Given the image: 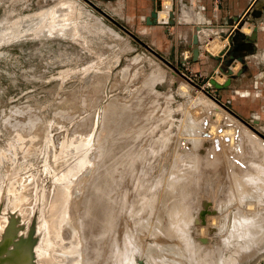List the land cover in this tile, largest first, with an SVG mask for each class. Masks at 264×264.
<instances>
[{
    "label": "rangeland",
    "instance_id": "rangeland-1",
    "mask_svg": "<svg viewBox=\"0 0 264 264\" xmlns=\"http://www.w3.org/2000/svg\"><path fill=\"white\" fill-rule=\"evenodd\" d=\"M257 2H259V5L256 8H253L247 16V18L253 19L257 22L258 25L256 26L260 31V37L257 41L258 44L256 47V51L255 53L251 55L249 54L247 56L246 63L245 61L244 63H241L238 60L233 61V63L229 67L234 74L230 85L217 90L210 81L214 80L218 84H223L228 79V76L224 71H220L218 68H216L217 66L215 67L216 69L213 68V71L207 74L193 72L191 71V69L182 71L177 68L176 65H171L170 63L165 61V59L161 55L160 42L154 41V37L156 36L158 38L161 36V34L158 33L154 35L152 33H145L146 26L139 18L140 10L119 7L123 3L121 2V0H0V221L3 218L6 219L5 226L3 227L4 230H2L0 233V244L6 241V233L9 231L10 227L13 224H16L17 210L13 212L11 211L9 206H14L18 202L17 200L19 199L18 196L21 195L20 193L23 191L27 192L28 201L33 204L34 207L36 206V208H31L30 212L25 216L20 215V217L18 218L17 229H15L13 233L15 239L21 237L25 230H30L34 225V231L36 230V233H39L41 231L43 226L41 220L37 219V211L38 209H40V205L37 206L36 197L40 195L42 191L48 192L51 188H53L55 183L67 180L66 176L64 177L65 171L72 169L70 166L77 164L81 158H85L86 164H84L85 167L83 168L84 175L87 176V180L91 179L96 169H103L106 166L107 170L108 167H111L112 169L109 168L107 171L102 170L101 172V169L99 170L101 172L99 173L103 176L108 172L111 173H109L110 177L108 174L106 178L104 176L106 180L110 178L106 187L108 188L111 186L109 188V193L118 191L121 194V191L119 190H125V188L127 191L129 190V192H126V190L124 191L125 193L122 192L123 196L127 194L126 198H123L121 194V201H116L117 205H119V207L117 206V215L120 221H118L119 219L117 220L115 218L116 223L114 222L112 224H119L118 226L122 231V235L120 234V236H118V231V233H116L118 237L116 236V240H114L115 238L113 240L111 238L112 241L110 243H113L114 245L115 243H118L116 246H121L123 240L125 239L124 236L127 233H131L133 235V233L136 232L135 236H128V234L126 236L131 238V244L132 242H135L136 244L138 242L139 244H137L138 247L134 243V245H129L128 249L126 248L128 251H130V253L132 252L131 254H133L132 259L134 258V264H146L147 262L148 256L146 255L147 258H145V255L143 254L144 252H142V248L146 249L147 246L151 247L156 242L152 236L151 240H149L150 242H147L148 240H144L154 233L152 231V227L153 230L155 229L157 232L164 231V234L162 232L158 234L154 233L155 236H153L156 237L157 234L158 238V235L159 237L162 234L166 235L165 237H160V240H162L159 241L158 244L160 243L159 245L163 247L161 243H165L166 241V246H164L163 248L168 247V250H170L171 252L172 248L170 247L173 241L171 240V242L170 239L176 237V242L182 240L179 239L181 238V233H183L182 231L186 233L184 234V236H187H185V238H192V235L199 233L198 229L200 230L199 226L201 227V224H203L206 229L208 228L207 230L209 231V235L213 234L214 231L216 232L215 235L219 234L218 236L221 237L220 238L215 235H210L211 237L213 236L212 239H215L217 237V239H215V241L213 240V242L211 237L208 235V231L206 230V235L209 236V238L207 236L204 237L207 239H211L210 242H213L212 246H215L212 248L213 250L210 253V264H220L221 257L219 256H222L223 258L225 257L224 259L222 258V261H225L226 258L229 257V253H231V251L234 249L235 245L233 244H236L237 240L235 238H232L233 240L229 242L230 244L228 243L229 245H227L228 248L227 246H220L221 248H219L218 246L220 243L218 241L224 239L222 238L223 235L221 236L220 232L218 233L219 230L215 225L214 226L217 230L214 229L213 225L212 229L210 223H208L207 221L210 222V217H212L213 215H217L216 217H219V213L220 218L223 213V215L225 216V210L227 213L226 216H228L227 219H225V222H228L232 218L233 214L229 213V211H232L233 213L238 215L240 214V188L244 185L245 181L240 182L236 178H231V176H229L230 179L229 182H226V188L224 190L223 196H229L230 200L226 201L225 198L223 199V196H221L223 201L217 200L218 208L220 209L219 205L221 206L220 210H214L217 208V203L214 202L211 204V199V201H209V199L207 198L202 201H199L198 199L197 201V197L194 192H198L196 190V187L201 184V180H199V176H197V163L194 162L195 159L193 153L195 154V156L199 155L200 157L207 155L205 154L204 150L206 149V146L209 147L208 145H210V136L208 134L209 126L216 124L217 130H220L222 127L223 130H226L224 129L226 128V124L231 125V122H227V116L230 118V121L232 120V124L237 125V127H243L239 128L243 131H246V134L251 137H247L248 139L256 138V140L258 141L256 142L258 144H255V146L257 147L255 148L258 151H260V149H264L262 147V145H264V0H257ZM126 3L127 2H125V4ZM50 14H53V17L51 19ZM132 17L134 19H132ZM253 28L254 25L248 22L246 19L242 22L241 29L248 35L252 33ZM218 41L220 42L219 44H216L215 42H208L206 49H208L212 53H219L228 43H226L227 41L225 40L221 41L220 39H218ZM242 50H244L243 47L241 50H235V54L233 53L234 57L243 58V54H236L238 51ZM227 55L224 56L222 60L226 59ZM207 57L213 62L216 61L212 56L211 58L209 56ZM218 65L223 66L224 62L220 60V64ZM242 68L244 69L243 73L241 74V76H237L236 73ZM182 74L187 78H185ZM112 107H114L115 109L113 110ZM110 108L113 110V112H111L112 110ZM126 110L127 112H125ZM128 110L130 112H128ZM110 113L117 116L121 121L118 120V122L116 123L115 121H117V119L115 120V116L111 115ZM125 113H131V115L128 114L129 118H127L128 115H126ZM121 114L124 115V118L126 117L125 121ZM119 115L121 117H119ZM206 115H209L208 117H211L212 119H207V117H205ZM106 116L110 117L108 119H112V123H109L110 127L113 128L111 124L115 123L118 124L116 126L113 124L115 128L117 127V129L121 127L119 125L120 123L123 122L122 124H124L126 123V120L130 118L134 119L136 126H133L132 129L136 130V132L134 135L133 130H129L131 133H128L127 137L125 136L126 140L123 142L126 143V141H129V143H126L127 146L126 144L122 143L124 144V146L120 144L121 146L119 145V147L110 150V142H112V140H110L109 137H113L114 135L115 138L116 131H114L115 134L113 135L112 133H109L108 137L105 135L107 137H103V141L105 142V144L102 140L101 141L105 146L106 143L107 145H109L106 148L109 151L103 150L108 151L106 153L104 152V156L100 155V141L98 140V142L97 139L98 136L100 137L102 134V131L100 130H103V128H101V126L103 127L105 124V122L103 121V123L102 120L107 119ZM222 118L224 119V121H222ZM203 119L205 121H203ZM206 119L209 121H207ZM200 121L202 123H200ZM222 122L225 124H223ZM192 124L195 126H193ZM221 124H223V126ZM199 125L201 126V128L199 127ZM229 125H227V128ZM136 127L138 128V130L136 129ZM190 127L193 129V131ZM197 127H199V131L202 130L200 131L201 133L197 130ZM115 128L111 129V132ZM223 130L217 131L218 134H220ZM185 131L187 132L185 133ZM189 131H191L190 133L194 132L195 137L197 136L196 138L199 137V133L202 135L203 132V138H201V135L199 137L201 141L206 138L205 141H203L202 146L198 147L199 152L193 144L190 145V142L192 143L193 140L191 138L194 137V135L191 136V134H189L190 137H188ZM195 132L196 134H198L196 135ZM129 134L132 136H130ZM131 137H133V139ZM107 140H110L109 144L108 142H106ZM132 143L134 144V148H132L131 146V150H135V153L137 152L136 150H139L141 152V157L149 155V157H145L147 159L149 158L151 162H145L148 160H146V158H142V163L140 161L139 163L138 160H140L139 158L141 157H137V155L140 152L136 153L135 157H133L134 151H131L133 153H131V157L128 151L130 150L129 146L132 145ZM177 143L179 145H177ZM184 143L187 145L183 146ZM77 144L80 145L78 151L74 149ZM191 146L193 149L190 148ZM121 147L124 153L126 152L125 154H123V157H126V154H129L131 157L129 158V156H127L129 160L127 159L128 161H125V163H123L124 161H120L121 163L118 161L120 160V155L122 156V154L119 153L123 152L122 149H120ZM184 147L188 148L186 149L187 151ZM67 148L70 149V153L66 155V157H64V150ZM127 148H129V150L125 151L124 149ZM180 148L184 149L181 150ZM195 148L196 150H194ZM175 149L178 150L176 151ZM113 150L120 152H116L115 154ZM188 151H190L189 154L187 153ZM240 151L241 150H239L238 152ZM111 152L114 154V157ZM184 152L185 155H182L184 154ZM144 153L145 155H143ZM177 153H179L180 156H177ZM259 153L260 155L264 154L262 152H257V154ZM58 154L59 157L61 156V159H65V167L54 165L56 164L55 159L57 158ZM118 154L119 157H115ZM188 156L189 158H187ZM191 156L193 158H191ZM113 158L117 159L114 160ZM134 158L137 160L134 161ZM253 159L254 164L258 166L255 169L258 175L255 176L256 178L251 187L254 190L258 188V194L263 197L264 186L259 179H262L263 177L262 170L264 169V158L255 156V158L253 157ZM116 160L118 163L116 162ZM123 160L126 159L124 158ZM132 160L136 162V164H140L141 166L133 164L134 162H132ZM203 160L204 159H202V161ZM202 161H199L198 164L206 163L205 160L203 162ZM251 161L252 160H250V162ZM143 162H145L147 165L150 164L151 168L144 165L145 163ZM99 164L100 166L98 167ZM110 164H118L117 166H122L123 169L126 168V170L120 168L125 172L127 171V174L124 173L126 174L125 177H127V175H129L130 177V171H132L134 165L135 167L138 166L137 172H142L141 174L143 175L145 174V172H149V170L151 171L149 172V174L148 172L145 174L147 179L144 178V181L143 177L145 176H142L141 174L135 172L137 168L134 167L132 171V175L134 172L133 177L131 175V180L133 181L131 182L129 177L127 179H129L130 181L124 179L125 177H123V172H118L119 169L118 167H115L116 165L110 166ZM119 164H121V166ZM124 164H133V166H129V168L132 169L127 170L128 165L125 166ZM233 164L238 163L233 160ZM142 167L143 169H145L143 170ZM147 167L150 169H148ZM114 169L117 177L113 175ZM103 171L105 173H103ZM100 174L98 176L103 178ZM137 174L140 181L143 180V183L140 182L138 178H136V180H138L139 182L133 179L137 177ZM120 175L125 181L121 179ZM118 178L120 179V181H118ZM22 179H27L26 183H28V185H25L26 187L23 188L26 190L20 189L21 187L19 186V181ZM122 181L123 183H121ZM126 181L130 186H128V188L126 186ZM221 181L225 180L221 179ZM115 182H117L118 187H116ZM118 182H120L123 186L124 183H126V187L121 186V184L119 185ZM129 182L131 184H129ZM133 182H137V184H140L139 186L141 187H134L132 184H134L135 186L137 184ZM12 183L13 185H11ZM112 183L115 185H113ZM144 184H147L145 185V187L151 186V192L149 191L150 188H144L148 189V199L146 196L147 192H145L146 190H144L142 187L144 186ZM84 185L85 184H83L82 186ZM114 186L119 190H116ZM120 186L122 187V189L120 188ZM138 188H142L143 191L140 189V193L138 191ZM109 189H106V191ZM132 189H134V192L137 194V197L135 198L138 199L139 204L145 200V205L142 203L144 206H140L142 204L138 205V203H136V199L133 198L136 194H134ZM166 190L172 194L171 196L169 195V199L165 198L169 194L168 192H166L167 194L165 193ZM144 192L146 193L145 195ZM129 194H131L132 197ZM141 194H143V196ZM138 195L139 197H141V199H143V201L141 200L142 202L139 200L140 198H138ZM17 197L18 199H16ZM143 197H145L147 201L149 200V203L152 202V207L148 205L146 199ZM110 198L108 197V200H106L110 201V203H106V201H104L105 206H107L106 208H108V210H104V204H101V206H99L100 208L104 206L103 210L105 212L107 211L106 214L101 210L102 214L104 213L103 215H101L100 209H98L99 211L96 210L100 214H98L97 212L94 213L95 215L97 214V216H95L96 218L93 216L94 219L98 221H96L97 224H95L94 219H91L93 217H91L90 220L94 222L90 221L87 217L84 218L85 220L87 218L88 221L87 223H84L85 225L82 228L85 230L86 226V228L88 229L86 230V232L88 234L90 232L91 233L89 234L90 236L87 233L85 236V231L82 232V234L83 236H85L83 238H86L85 241L88 240L87 243L89 242L88 249L91 255L89 254L90 256L88 255L87 257L90 258L89 260L95 262L94 264H98V254L96 251L97 248H99L98 246H101V244L103 243V241H101L103 239L99 237V239L101 240H99L100 242L95 241L96 243L93 242L95 239H92L93 241L91 242L89 241V239L92 234L95 235V232H97L95 228H97V226H101L100 224L103 220L100 219V216H102L103 219L105 218L103 223L105 222V220L109 219L106 217H109L108 212H110L111 208L106 204L114 205V203H111V201L114 202V197L111 199ZM165 199L168 201L170 199L171 200L170 202L166 203ZM224 200L226 201V203H231L228 204L231 205V207L228 206L230 207L228 208L229 211L226 209L227 204H224ZM122 201L128 204L129 202L133 201V206L134 204L135 206L133 208L132 203H130L131 205H129L132 207L131 208L128 204H123ZM194 201H196L195 204ZM14 202L15 204L13 205ZM43 202L40 204L43 205ZM222 202L224 206L221 205ZM81 203H83V195L81 197H78L75 206H73L72 210L75 212L74 215H77L78 213H81V211H83ZM165 203L167 204V207H172L171 209H174L170 210L166 207V209L170 211H168L170 213V216L174 215L176 212L180 213L179 215H176L177 217H174L178 220L179 223L185 217L181 222L184 224L181 227L184 230L180 228L181 230H175V233H172L170 231L169 233L168 231L165 233L166 230H158L155 228V223L158 224V220L157 218H155L156 213L158 212V209H161L159 210V212L162 210L166 211V209H164V207L166 206L164 205ZM196 204H201L200 207L203 210H201L200 208L198 210V206H194ZM122 205H124L125 207ZM137 205L140 207H137V209H142L143 212L147 211L145 210L147 209L146 207H149V210L147 211V213L141 212V216L140 213H136L137 210H135V207ZM206 205L208 207H212L211 205H213V207L215 206L216 208L212 207L210 208V210L208 207H206ZM127 206H129L131 209H129V207ZM175 206L178 209L175 208ZM150 207L152 208V210ZM203 207H205L206 210ZM121 208L124 210L127 209L129 211L133 209V211L132 213H130L131 211H124ZM222 208H225V210ZM196 209L199 212L202 211V214L201 212L199 213L197 211L196 216L195 214L193 216L192 212L196 213ZM119 210L120 213H118ZM155 210L157 211L156 213ZM121 211L124 213V215L123 213H121ZM149 211H152V214H149ZM213 211H216V214L213 213ZM128 212L131 215H133L135 212L136 216L139 215L141 218L145 214V218H142L143 220L141 218H138L139 216L137 217L138 221L139 219L140 221H142L140 223L138 222V224L143 223V225L141 224L139 228L142 230L135 228V225H137V219H133V225V221L130 218L133 216V218H136V216L135 214L133 216L129 215V217L131 216L129 218L126 215L129 214ZM168 212L166 213V219L168 220H165L166 222H164L163 216H157L160 220V225H168L167 222H169L171 219L175 221L172 216L170 217V220L168 219ZM171 212L173 214H171ZM88 213L89 212H87V214ZM184 213L186 215H192L191 218H195H192L191 220L189 215L186 216ZM120 214H122L123 217L125 216L129 218V221L131 220L132 222H130L132 224L130 225V222L127 221V218H121L122 215ZM200 214L202 215L201 217ZM206 214L208 217L206 216ZM147 215H149L150 217H148ZM209 215L212 216L209 217ZM178 216H180V218H178ZM205 216L207 217L206 221L204 219ZM229 216H231V218ZM55 218V216H52L50 217V220H53ZM146 218H150V221L148 220L147 223L149 224V226L147 225L149 229H143V226L147 228L145 224L147 222ZM201 218H203L204 220ZM224 218L225 217H223L222 220L223 224H225ZM186 219L188 223L189 221L190 223H192L191 221H193V219L194 221L195 219H197L198 221L196 220V222L193 223H197L199 226L197 224H194L196 226H193V224H191V228L193 227V229H191L190 231V223L187 225ZM46 220H49V218H46ZM123 220L126 222H123ZM117 221L119 223H117ZM90 222L94 226H91V224H89ZM123 223L125 224L123 225ZM152 223L153 226H151ZM207 224L209 225L207 226ZM132 225L134 227H131ZM186 225L187 227H189L187 228ZM203 225L202 227H204ZM87 226H91V229H89ZM118 226L114 227L119 229ZM125 226L126 228H135L136 230L132 229V233L131 229L127 230ZM92 227L93 229H95L94 232ZM123 229L126 230V233ZM185 229H189V231H185ZM143 230L145 233L143 232ZM137 232H142L140 234L141 236L144 233L143 235L146 238H144L143 236L142 238L140 235H138ZM187 232L191 233L188 234ZM187 234L189 235V237ZM147 235L149 236L147 237ZM167 235L171 238H168ZM197 236V240H195L196 238L194 237L193 241H191V238L189 239V241H197L198 244L200 242V244L202 243L201 245L203 246H206V244L208 245L207 242H209V240L205 241L206 239L202 235L200 236L203 237V240L200 236ZM119 237L120 241L118 240ZM139 237H141V239ZM121 238L124 239L122 240ZM135 238L136 240H139L135 241ZM219 238L220 240H218ZM133 239L134 241H132ZM187 239H185V241ZM140 240L142 241V243H139ZM175 240L173 243L176 244ZM185 241L182 240V244H185L186 247V243H188L189 241L187 240L186 243ZM216 241L218 242V245L216 244ZM92 242L93 246L91 247L90 245H92ZM167 242H169V246ZM110 243L108 245V248L116 247ZM143 243L144 246L142 247ZM29 244V240H25L21 243L24 249H29ZM175 244H173V252L179 251V249L182 247L181 241L177 242L176 245ZM94 246L97 248H94ZM133 246H136V248H134ZM154 246L155 247H153V249L157 248V243ZM161 246L157 249L156 252L153 250L154 252L152 251L153 253H151V256L154 257L153 264H156L158 262V264H161L162 262L163 264L172 263L169 260H172L171 255L173 252H169V254L167 252V249L161 250ZM226 248L227 250H225ZM112 250L115 251V248ZM140 250L141 254L139 252ZM158 250H161L162 252H159ZM165 251L170 255L169 257L168 255H166ZM77 252L78 251H76L75 253ZM94 253L97 255H95ZM158 253L161 255H158ZM162 253H164V255ZM224 253H227V256ZM104 255L105 257L109 256L107 255L106 251ZM213 255L214 257L216 255V258H214V260L218 259L219 257L218 261H214L215 263H213ZM155 256L158 259L160 256V259L158 260L156 258L155 260ZM95 257H97L96 260ZM163 257H165L167 260L165 258L161 260V258ZM185 257H187V259H184ZM185 257H182V262H190L193 257L196 258L193 253H189ZM188 257L191 260H189ZM165 261H168L169 263H166ZM187 262H184V264H187ZM191 262L194 264L195 260L193 259ZM191 262L189 264H191ZM235 264H264V248L260 252L254 254L248 260H240Z\"/></svg>",
    "mask_w": 264,
    "mask_h": 264
},
{
    "label": "bare ground",
    "instance_id": "bare-ground-1",
    "mask_svg": "<svg viewBox=\"0 0 264 264\" xmlns=\"http://www.w3.org/2000/svg\"><path fill=\"white\" fill-rule=\"evenodd\" d=\"M165 1V0H164ZM165 4V3H164ZM165 7V6H164ZM170 7V6H169ZM162 13H163V11H162ZM166 13V12H165ZM164 13V14H165ZM158 14H160V13H158ZM163 14V15H164ZM165 16V15H164ZM53 17V14H50V19ZM160 17V16H159ZM161 18V17H160ZM164 20V19H163ZM51 21V20H50ZM50 24V23H49ZM219 43V42H218ZM210 44V43H209ZM216 44H217V42H216ZM211 45V44H210ZM212 46V45H211ZM220 46V45H219ZM218 46V47H219ZM209 47V46H208ZM214 47H215V45H214ZM214 47H212V48H214ZM185 88V87H184ZM113 108V110L115 109L114 107H112ZM216 108V107H215ZM111 109V108H110ZM119 109V108H118ZM117 109V110H118ZM112 110V109H111ZM113 110L111 111V112H113ZM108 111H110V110H108ZM125 112H127V110L125 111ZM128 112H130L129 110H128ZM214 112V111H213ZM205 113V112H204ZM108 114H109V112H108ZM111 114V113H110ZM123 114V113H122ZM121 114V115H122ZM126 114V113H125ZM129 115H131V113H128ZM128 114H126V115H128ZM219 114V113H218ZM222 114H223V112H222ZM111 115H113V114H111ZM125 115V116H126ZM129 115H128V117L127 118H129ZM220 115H221V113H220ZM113 116H115V115H113ZM209 115H206L205 117H207V119H209V118H211V117H208ZM211 116V115H210ZM213 116V115H212ZM116 117V118H115ZM114 117V119L116 120L117 119V121H115L116 123L118 122V120H120L117 116H115ZM119 117H121L120 115H119ZM122 117L124 118V115H122ZM131 117V116H130ZM133 117V116H132ZM215 117V116H214ZM219 117V116H218ZM226 117V116H225ZM105 118V117H104ZM106 118L107 119H103L102 120V122L104 121L105 122V124H104V126L102 127L101 126V128H103V130H100V131H102L101 133V139H100V137L98 136V139H97V141L99 140L100 141V146H99V149H100V155H104V152L106 153V152H108L110 149H113V148H117V147H119V145L120 144H122V143H124L123 141H125L126 139V137L128 136V133H131L129 130H133V132H134V135H135V132H136V130H134V129H132L133 128V126H136L135 124V121H134V119H128V120H126V123H124V124H122V123H120L119 125L121 126V127H119L118 129H117V127L115 128V126L116 125H118V124H115V123H113V124H111L112 125V127L113 128H115L112 132H111V129H113V128H111L110 127V125H109V123L112 121V119L110 120V119H108V118H110V117H107L106 116ZM126 118V117H125ZM125 118H124V121H125ZM122 119V118H121ZM136 119V118H135ZM151 119V118H150ZM206 119V120H207ZM212 119V118H211ZM210 119V120H211ZM221 119V118H220ZM223 119V118H222ZM227 122L229 121V123L231 122V125H229V124H226V128H224V129H226V130H223V127L220 129V128H218V129H220V130H223L220 134H218V132L217 131H220V130H217V126H216V124H214V125H210L209 126V128H208V134H209V144L211 145H208L207 143V145L209 146V147H207L206 145V149L204 150V152H205V154H207V155H204V156H195V154L193 153V155H194V162H196L197 163V169H198V175L197 176H199V180H201V184H199L198 185V187H196V190L198 191V192H194L195 193V195H196V197H197V201H198V199H199V201H202V200H205L206 198L207 199H209V201H211L212 200V202H211V204L212 203H214V202H216L217 203V208L214 206L213 207V205H211L213 208H216V209H214V210H216L217 211V209H219L218 208V202H217V200L219 201H223L222 200V198L224 199L225 198V200L227 201V200H230V197L229 196H223V194H224V190H225V188H226V182H229V176H231V178L232 177H234V178H236L237 180H239L240 182L241 181H245V183H244V185L240 188V190H241V196H240V201H241V207H240V214L238 215V214H235V213H233L232 211H229L228 210V208H230L231 207V205H228V204H231L230 202H227L226 203V201L224 202V204L226 203L227 204V210L229 211V213H232L233 215H232V218H231V216H229L230 218H231V220H229L228 222H230V223H228V222H225V219H227V217L228 216H226L227 215V213H226V210H225V208H222V209H224L225 210V216L222 214V212H221V214H222V216H221V218H220V213L218 214V212H217V214L219 215V217H216L217 215H213V216H215V217H213L212 215H209V217L210 216H212V217H210V218H208V219H210V222L209 221H207L208 223H210V226H211V228H212V225L214 226H216L217 227V229L219 230L218 231V233L220 232V235L222 236L223 235V237L222 238H224V239H222L221 241H218L220 244H219V248H221L220 246H224V247H226L227 245H229L230 243V241H232L233 239L232 238H235L237 241V243L236 244H233V245H235V247H234V249L231 251V253H229V257L228 258H226V260L225 261H222V256H219V257H221L220 258V264H235L237 261H244V259L246 260H248L250 257H252L254 254H256L257 252H260L263 248H264V192H263V197L262 196H260L259 194H258V188L257 189H252V184H253V182H254V180H255V176H257L258 175V173L255 171V169L258 167L256 164H254V159H253V157L255 158V156L256 157H263L264 158V154L263 155H260V153L259 154H257V152H262V153H264L263 151H264V149H260V151H258L256 148V146H255V144L258 142L257 140H256V138H254V139H250L251 137L250 136H248L247 134H246V131H243V130H241L239 127H241V126H239V127H237V125H234V124H232V120L230 121V118L227 116ZM106 120H107V122H106ZM226 120V119H225ZM121 121V120H120ZM137 121V120H136ZM198 121V120H197ZM203 121H205L204 119H203ZM207 121H209V120H207ZM218 121V120H217ZM222 121H224V119L222 120ZM103 122V123H104ZM114 122V121H113ZM226 122V121H225ZM226 122V123H227ZM102 123V124H103ZM112 123V122H111ZM197 123V122H196ZM200 123H202L201 121H200ZM223 123V122H222ZM223 124H225V123H223ZM223 124H221L222 126H223ZM236 124V123H235ZM193 125V124H192ZM198 125V124H197ZM202 125V124H201ZM227 125H229L228 126V128H227ZM234 125V126H233ZM191 126V125H190ZM193 126H195V125H193ZM203 126V125H202ZM219 126H220V124H219ZM225 126V125H224ZM199 127L201 128V126L199 125ZM199 127H197V130L199 131ZM237 127V128H236ZM186 128V127H185ZM191 128V127H190ZM241 128H243V127H241ZM136 129L138 130V128L136 127ZM192 129V128H191ZM195 130H196V128H195ZM100 131H99V133H100ZM114 131H116V134H115V132ZM192 131H193V129H192ZM200 131H202V130H200ZM199 131V132H200ZM187 131H185V133H186ZM191 131H189V133H188V137H190L189 136V134H191V136L192 135H194V132L193 133H190ZM109 133H112V135L113 134H115L116 135V137L114 138V135H113V137H109L110 138V140H112V142H110V140L108 141H106V142H108V144H109V142H110V147L111 148H109V150L108 149H106L107 148V146H109V145H107V143H106V146L104 145L105 144V142L103 141V137L105 138L106 136L108 137L109 136ZM138 133V132H137ZM166 133H168V132H166ZM201 133V132H200ZM198 134L199 135V137H200V135L201 134ZM127 134V135H126ZM139 134V133H138ZM195 134H196V132H195ZM196 134V135H197ZM249 134V133H248ZM106 135V136H105ZM130 135V134H129ZM132 135H133V133H132ZM132 135H130V136H132ZM134 135H133V137H134ZM137 135V134H136ZM202 135H203V132H202ZM202 135H201V138H203L202 137ZM250 135V134H249ZM111 136V135H110ZM126 136V137H125ZM166 136V135H165ZM184 136V135H183ZM106 137V138H107ZM133 137H131L132 139H133ZM137 137V136H136ZM135 137V138H136ZM194 137H195V135H194ZM194 137H192L191 139H193L192 140V143L190 142V145L191 144H193L196 148H197V150H198V152H199V149H198V147L199 146H202V144H203V141H205V139L206 138H204V140L203 141H201L200 139H199V137L198 138H194ZM247 137H250L249 139L247 138ZM108 138V139H109ZM113 138V139H112ZM129 138V137H128ZM127 138V139H128ZM130 138V139H131ZM191 139H190V141H191ZM104 142V144H102L103 142ZM129 140V139H128ZM188 140V139H187ZM98 141V142H99ZM207 141V140H206ZM257 141V142H256ZM129 143V141H126V143ZM130 142H131V140H130ZM133 142V141H132ZM260 142V141H259ZM126 143H124V144H126ZM134 143V142H133ZM132 143V145H130L129 146V148L132 146V148H134L133 147V144ZM179 143V142H178ZM177 143V145H179ZM181 143V142H180ZM183 143V142H182ZM187 143V142H186ZM205 143V142H204ZM124 144H122L123 146H124ZM258 144V143H257ZM256 144V145H257ZM105 146V148H104V146ZM129 145V144H128ZM185 145H187V144H185L184 143V145L183 146H185ZM192 145V146H193ZM261 145V144H260ZM121 146V145H120ZM122 146V147H123ZM126 146H127V144H126ZM182 146V147H183ZM192 146L190 147V148H192ZM79 147H80V145L79 144H77L75 147H74V149L76 150V151H78L79 150ZM122 147L120 148V149H122ZM256 147V148H255ZM259 147V146H258ZM262 147L264 148V145H262ZM104 148V149H103ZM126 148V147H125ZM129 148H127V149H124L125 151H127V150H129ZM136 148V147H135ZM138 148V147H137ZM185 148V150L186 149H188V148H186V147H184ZM183 148V149H184ZM196 148L194 149V150H196ZM119 149V148H118ZM181 150H183L182 148H180ZM193 149V148H192ZM103 150H108V151H103ZM114 150H116V149H114ZM113 150V151H114ZM152 150V149H151ZM157 150V149H156ZM156 150H154V151H156ZM159 150V149H158ZM176 151L178 150V149H175ZM193 150V151H194ZM239 150H241L240 152H238ZM122 151H123V149H122ZM121 151V152H122ZM131 151H134V154L131 152ZM137 152L136 153H138V152H140L139 150H136ZM153 151V150H152ZM187 151V150H186ZM185 151V152H186ZM102 152H103V154H102ZM115 152V154H116V152H118V151H114ZM120 152V151H119ZM118 152V153H119ZM167 152V151H166ZM175 152V151H174ZM185 152H184V154H182V155H185ZM203 152V153H204ZM70 153V149L69 148H67V149H65L64 150V157H66V155H68ZM112 153V152H111ZM126 153V152H125ZM124 153V151L122 152V153H119V154H122V156L120 155V160H118L119 162L121 161V162H123V163H125V161H128L129 159L127 158V156H129V158H131L132 157V154H133V157H135V150H131V148H130V150L128 151V153L131 155V157H130V155L129 154H126L127 156L125 157H123V154H125ZM132 153V154H131ZM146 153V152H145ZM145 153L143 154V155H145ZM150 153H152V152H150ZM149 153V154H150ZM154 153V152H153ZM169 153V152H168ZM188 154L190 153V151H188L187 152ZM186 153V154H187ZM60 154V153H59ZM59 154H58V156H57V158L55 159V161H56V164H54V165H56V166H66V164H64V160L65 159H61V156L59 157ZM109 154V153H108ZM113 154V153H112ZM119 154L118 155H116L115 157H119ZM140 154V155H139ZM178 155L177 156H180L179 155V153H177ZM187 154V155H188ZM191 154H192V152H191ZM147 155H148V153H147ZM175 155V154H174ZM196 155H197V153H196ZM105 156V155H104ZM138 156H140L141 157V152L140 153H138V155H137V157ZM146 156V155H145ZM143 156V157H141V158H139L140 160H138V162L140 161L141 162V159L143 158H146V157H149V155L148 156ZM152 156H153V154H152ZM208 156V157H207ZM103 157V156H102ZM113 157H114V154H113ZM136 157V158H137ZM202 157H205V158H202ZM125 158L126 160H123V159ZM152 158V157H151ZM187 158H189V156L187 157ZM191 158H193L192 156H191ZM114 159V158H113ZM115 159H117V158H115ZM114 159V160H115ZM128 159V160H127ZM133 159V158H132ZM138 159V158H137ZM137 159H135L134 158V161L135 160H137ZM202 159H204L205 161H206V163L204 164H198V162L199 161H202ZM131 160V159H130ZM146 160H148V161H145V162H151V160L148 158H146ZM150 160V161H149ZM191 160H193V159H191ZM203 160V161H204ZM233 160L234 161H236L238 164H233ZM250 160H252L251 162H250ZM133 160H132V162H134ZM189 161H190V159H189ZM202 161V162H203ZM247 161V162H246ZM116 162H117V160H116ZM115 162V163H116ZM120 162V163H121ZM139 162V163H140ZM145 162H143V163H145ZM193 162V161H192ZM193 162V163H194ZM243 162V163H242ZM118 163V162H117ZM122 163V164H123ZM142 163V162H141ZM84 164H86V161H85V158H81L79 161H78V163L77 164H74L73 166H70L72 169H69V170H67V171H65V175H64V177L66 176V178H67V180H65V181H63V182H59V183H55L54 184V186H53V188H51L48 192H46V191H42L41 193H40V195H38L36 198H37V206L38 205H40V209H38V211H37V219L38 220H41V223H42V229H41V231L39 232V233H36V230L34 231V229H35V225L34 226H32V228L30 229V230H25V232H23V234L21 235V237H18L17 239H15V237H14V235H13V233H14V231H15V229H17V225H18V218L20 217V215H23V216H25L27 213H29L30 212V210H31V208H33V209H35L36 208V206L34 207V205L33 204H31L29 201H28V194H27V192H24L23 190H26V189H23V188H25L27 185H28V183H26L27 182V179H22V180H20L19 181V186L21 187L20 189H23L22 191L23 192H21L20 194V196H18L19 197V199H18V197L16 198V199H18L17 201H15V202H17L16 204H15V202L13 203V205L14 206H9L10 207V209H11V211H16L17 210V215H16V224H13L11 227H10V229H9V231L6 233V235H5V238H6V241L5 242H3V243H1L0 244V264H94L95 262H93L92 260H89L90 258H88L87 256L90 254L91 255V253H89V249H88V247H89V242L87 243V241L88 240H86L85 241V239L83 238V237H85L86 236V230H88L87 228H86V226H85V230L82 228V227H84V223L86 222L87 223V221H88V219L87 218H89V220H90V218L91 217H95V216H97V214L95 215L94 213H98V214H100L101 213V215H103L104 213L106 214V212L104 211L105 209H107L108 210V208H106L107 206H105V202L104 201H106V200H108V197L110 198L111 196V198H113L114 197V202H112L111 201V203H114V205L113 204H106V205H109V207L111 208H109L110 209V212H108L107 214L109 215V217H106V218H109L108 220H105V222L103 223V221H104V219L102 218V216H100V219L101 220H103L102 221V223L100 224V223H98V224H100L101 226L100 227H98L97 225V228H95L96 229V231L97 232H95V235L94 234H92L91 235V237H90V239H89V241L91 242V241H93L92 239H95L93 242H95V241H99V240H101V239H103V240H101V241H103V243L101 244V246H98L99 248H97V247H95L94 246V248H97V254H98V258L97 257H95V260H96V258L98 259L97 261H98V264H120V263H122V264H134L133 263V259H132V257H133V254H131L130 253V251H128L127 249H128V247H129V245H134V243L132 242V244H131V238H129V237H126L127 236V234H128V236H130V235H132L131 233H127L124 237H125V239L123 240L122 238V240H123V242H122V245L120 246H116L117 244L115 243V245L113 244V243H110L114 238V240H116V238L118 237V236H120V234H121V229H120V227L118 226L119 224H114V225H112L114 222H115V220L117 219H119V217H118V215H117V206L119 207V205H117V202H118V200L119 201H121V199H120V197H122L123 196V193L122 192H124L125 190H126V188H125V190H123L122 189V187L121 186H123L121 183H123V181L120 183V182H118L119 183V185L121 184V186H120V188L123 190H119L118 188H116V187H118V184H117V182H115V184H116V190L118 189L119 191H121V194H122V196H121V194H120V192H118V191H114V192H112V193H109L110 192V187H108V188H106L107 187V183H108V181H109V179H105L106 178V176H107V174L109 175V177H110V172H108L106 175H104L105 176V178H104V176L103 175H101L100 173L102 172V170H104V171H107L109 168H111V167H108V169L106 170V166L103 168V169H99V170H97L96 169V171L94 172V174H93V176L91 177V179L89 180H87V176H85L84 175V168L83 167H85L84 166ZM133 164H136V162H134ZM133 164L131 165H128V164H124L125 166L126 165H128V167H127V170L129 169V170H131L132 168H129V166L131 167V166H133ZM195 164V163H194ZM67 165H69V164H67ZM102 165V164H101ZM105 165V164H104ZM112 165H114V164H112ZM111 164H110V166H112ZM116 165V164H115ZM114 165V166H115ZM118 165V164H117ZM115 166V167H118V169H119V171L118 172H120V171H122L123 172V177H125V175L127 174L125 171H123V170H126V168L125 169H123L122 168V166H121V164H119L121 167H119V166ZM136 165H139V166H141L140 164H136ZM144 165H146V166H149L150 168H151V166H150V164H144ZM100 166V164L98 165V167ZM113 166V167H114ZM142 166H143V164H142ZM90 167V166H89ZM95 167H96V164H95ZM102 167V166H101ZM114 167V168H115ZM134 167H135V165H134ZM134 167H133V169H134ZM123 169V170H121V169ZM135 168H137L136 170H135V172H137V170H138V166L137 167H135ZM148 168V167H147ZM146 168V169H147ZM150 168H148V169H150ZM112 169V168H111ZM117 169V168H116ZM133 169H132V171H133ZM141 169V168H140ZM142 169H143V167H142ZM145 169V168H144ZM143 169V170H144ZM147 169V170H148ZM63 171V170H62ZM97 171H98V173H97ZM103 171V173H105ZM132 171H130L131 172V175H132ZM140 171V170H139ZM146 171V170H145ZM151 170H149V172H150ZM100 172V173H99ZM117 172V171H116ZM148 172V171H147ZM147 172H145V174L147 173ZM149 172H148V174H149ZM102 173V174H103ZM110 173V174H109ZM124 173H126V174H124ZM129 173V172H128ZM137 173H139V172H137ZM142 172H140L139 174H141ZM62 174H63V172H62ZM101 175L103 178H101L100 176H98V175ZM120 174V173H119ZM130 174V173H129ZM143 175V174H141L142 176H145V177H143V180L145 181V179H147L146 178V175ZM113 175L114 176H116L117 177V174H115V169H114V171H113ZM112 175V176H113ZM131 175H130V177H129V175H127V177H125L124 179H127L128 177H129V179L131 180L132 179V177H133V175H134V172H133V175H132V177H131ZM135 175H136V173H135ZM262 175H263V177H262V179H259L260 180V182L261 183H263V186H264V169L262 170ZM141 176V177H142ZM120 177H121V175H120ZM119 177V178H120ZM135 177V176H134ZM221 177H224V178H221ZM98 178H100V179H98ZM115 178V177H114ZM118 178V179H119ZM136 178H138V174H137V177H135V178H133V179H135L136 180ZM145 178V179H144ZM121 179H122V177H121ZM124 179H122V180H124ZM129 179H127V181H130ZM221 179H223V180H225V181H221ZM246 179H249V180H246ZM112 180V179H111ZM115 180H117V179H115ZM134 180V181H135ZM138 180L140 181V179L138 178ZM138 180H136L137 182H139ZM142 180V179H141ZM142 180V181H143ZM228 180V181H227ZM118 181H120V179L118 180ZM125 181V180H124ZM126 181V182H127ZM133 180H131V182H132ZM142 181H140V182H142ZM147 181V180H146ZM112 182V181H111ZM137 182H133V183H136L137 184ZM148 182V181H147ZM143 183V182H142ZM146 183V182H145ZM83 184H85L84 186H82ZM113 184V183H112ZM115 184H113V185H115ZM125 184L126 183H124V186H125ZM129 184H131L130 182H129ZM11 185H13V183L11 184ZM26 185V186H25ZM109 185H110V183H109ZM108 185V186H109ZM112 185V186H113ZM134 187H138L140 184H137L136 186L134 185V184H132ZM145 185H147V184H144V186H142L143 187V189L144 188H150L149 189V191L151 190V186L149 187V186H146L145 187ZM149 185V184H148ZM171 185V184H170ZM169 185V186H170ZM123 186V187H124ZM127 188H128V182H127ZM125 186V187H126ZM130 187V186H129ZM139 187H141V186H139ZM78 189V190H77ZM106 189H109V190H107L106 191ZM130 189V188H129ZM142 191H143V189L142 188H140ZM139 188H138V191L140 190ZM112 190H114V189H112ZM133 190V192H134V189H132ZM144 190H146L145 192H147V190L148 189H144ZM230 190V189H229ZM229 190H227V191H229ZM126 192H129V190L127 191L126 190ZM136 192H137V190H136ZM140 192V191H139ZM144 192V195L146 194ZM151 192V191H150ZM166 192H168L167 190L165 191V193ZM108 193V194H107ZM125 193V192H124ZM141 193V192H140ZM148 193L149 192H147V194H146V196H147V199H148ZM169 193V192H168ZM194 193H193V196H194ZM109 194H111V195H109ZM132 194V193H131ZM131 194H129L130 196H131ZM134 194H136L135 192H134ZM139 194V193H138ZM167 194V193H166ZM75 195H77V196H75ZM83 195V203H81V205H82V209H83V211H81V213H78L77 215H74V211L72 210L73 209V206H75V204H76V201L78 200V197H81ZM108 195V196H107ZM127 195V194H126ZM126 195L125 196H123V198L125 197L126 198ZM133 195V194H132ZM142 196H143V194H141ZM140 195V196H141ZM169 195L171 196L172 194L171 193H169L167 196H168V198H167V196L165 197L166 199H169ZM221 196H223L222 198H221ZM34 197V196H33ZM106 197H107V199H106ZM128 197V196H127ZM132 197V196H131ZM135 197H137V194L136 195H134V197L133 198H135ZM77 198V199H76ZM110 198V199H111ZM138 198H140L139 200L141 201H143V199H141V197H139V195H138ZM143 198H145V197H143ZM171 198V197H170ZM193 198V197H192ZM204 198V199H203ZM215 198H216V201H215ZM136 199V198H135ZM146 199V198H145ZM147 199H146V201H147ZM165 199V200H166ZM194 199V198H193ZM211 199V200H210ZM124 200V199H123ZM171 200V199H170ZM170 200L168 201V200H166V203H168V202H170ZM195 200H196V198H195ZM44 201V202H43ZM117 201V202H116ZM126 201V200H125ZM130 201V200H129ZM136 203H138L139 201H138V199H136ZM141 201V202H142ZM208 201V202H209ZM43 202V205H41L40 203H42ZM104 202V203H103ZM107 202H109L110 203V201H106V203ZM123 202V204L125 203V205H127L128 203H126V202H124V201H122ZM121 202V203H122ZM128 202V201H127ZM133 202V201H132ZM132 202H129V204L130 203H132ZM150 201L148 200L147 201V203H148V205L149 206H151L152 207V202L151 203H149ZM195 202L196 201H194V204H195ZM144 205H145V200L142 202ZM142 203H140V204H142ZM147 203H146V205H147ZM164 204V205H166L165 207H164V209H166V207H167V204ZM200 203V202H199ZM101 204H104V206H105V208H104V206L103 207H99V206H101ZM128 204V205H129ZM139 203H138V205H140ZM140 205V206H144V205ZM151 204V205H150ZM202 204V203H201ZM201 204H196V205H194V206H198V210H199V208L201 209V207H200V205ZM219 204H220V202H219ZM90 205V206H89ZM131 205V204H130ZM129 205V206H130ZM136 206L135 208V210H137V212L136 213H140V215H141V212L142 213H144L143 212V210L142 209H137V207L138 208H140L139 206ZM221 205H223V202L221 203ZM97 206H98V208H97ZM112 206V207H111ZM122 206H124V205H122ZM129 206H127V207H129ZM132 206H133V203H132ZM134 206H135V204H134ZM134 206H133V208H134ZM171 206H172V204H171ZM204 206V205H203ZM210 206V205H209ZM224 206V205H223ZM228 206H230V207H228ZM125 207V206H124ZM126 207V208H127ZM131 207V206H130ZM129 207V209H131ZM150 207V208H151ZM206 207H208L207 205H206ZM212 207H208L209 209L210 208H212ZM219 207H220V209H221V206L219 205ZM88 208V209H87ZM90 208H92V209H90ZM103 208H104V210H103ZM125 208V209H126ZM141 208H143V207H141ZM147 209H145V210H149L148 208L149 207H146ZM168 209H170V210H174V209H171L170 207H167ZM175 208H177L176 206H175ZM193 208V207H192ZM203 208H205V207H203ZM9 209V208H8ZM98 209H100V213L98 212L99 210ZM122 209V208H121ZM168 209H166V211L168 212L169 210ZM178 209V208H177ZM177 209H176V211H177ZM219 209V210H220ZM90 210H91V212H90ZM96 210H98V211H96ZM104 211V213L102 214V211ZM122 210H124V209H122ZM151 210H152V208H151ZM159 210H161V209H158V212L155 210V213H156V217L155 218H157V223L158 224H156L155 223V228L156 229H158V230H166L165 231V233L168 231V233H169V231L170 232H172V233H175V230H181L182 228V225H184L183 223H181L182 221H183V219L185 218H183L182 219V221L179 223L178 222V220L177 219H175L174 217L176 216V215H179L180 213H175L174 215H171L172 216V218H174L175 219V221H173V219H171L170 220V211L168 212V215H169V222H167V224L168 225H160V220L158 219V217L157 216H163L164 217V222H166L165 220H167L166 219V217H167V215H166V211L164 210H162V211H160V212H162V213H160L159 212ZM197 209L195 210V212L196 213H194V212H192L191 210V212H192V214H193V216H194V214H195V216H196V214H197V211H198ZM201 210H203V209H201ZM205 210H206V208H205ZM208 210V209H207ZM211 210V209H210ZM213 210V209H212ZM223 210V211H224ZM231 210V209H230ZM124 211H129V210H124ZM131 211V212H130ZM129 212L130 213H132V211H133V209L132 210H130ZM140 211V212H139ZM147 211L145 212V213H147ZM153 211H154V209H153ZM215 211V212H216ZM227 211V212H228ZM87 212H89L91 215L92 214H94V215H90L89 213V215L87 214ZM128 212V213H129ZM152 212V211H151ZM150 211H149V214L151 213ZM173 212H175V211H173ZM183 212H184V210H183ZM185 212H186V210H185ZM199 212V211H198ZM201 212V214H202V211H200ZM199 212V213H200ZM207 212V211H206ZM205 212V213H206ZM208 212H209V210H208ZM214 211H213V213H215ZM118 213H120V210L118 211ZM121 213H123L122 211H121ZM127 213V212H126ZM126 214L128 217H129V215H131V214ZM154 213V214H155ZM210 213V212H209ZM228 213V214H229ZM134 214H135V212H134ZM133 214V215H134ZM152 214V213H151ZM171 214H173L172 212H171ZM183 214V213H182ZM185 214V213H184ZM189 214H190V212H189ZM188 214V215H189ZM200 214V217L202 216ZM216 214V213H215ZM108 215H106V216H108ZM120 215H122V214H120ZM119 215V216H120ZM123 215H124V213H123ZM123 215H122V217L121 218H124L123 217ZM133 215H131V216H133ZM186 215V214H185ZM188 215H186V216H188ZM205 215V214H204ZM230 215V214H229ZM52 216H55L56 218L55 219H53V220H50V217H52ZM90 216V217H89ZM130 216V217H131ZM135 216H136V214H135ZM139 216V215H138ZM138 216H136V218H133V217H129L132 221H133V219H137V217ZM142 216V215H141ZM144 216H145V214H144ZM143 216V217H144ZM148 217H150L149 215H147ZM146 216V217H147ZM181 216V215H180ZM180 216H178V218H180ZM184 216V215H183ZM191 216L192 215H189V217H190V219L192 220V218H195V217H192L191 218ZM198 216H199V214H198ZM197 216V217H198ZM206 216H207V214H206ZM205 216V221L207 220V217ZM85 217H87L86 218V220L84 219ZM94 217L93 218H91V219H94ZM103 217H105V216H103ZM118 217V218H117ZM142 217V218H143ZM147 217V218H148ZM153 217H154V215H153ZM153 217H151V218H153ZM177 217V216H176ZM182 217V216H181ZM196 217V218H197ZM199 217V218H200ZM204 217V216H203ZM223 217H225L224 218V223L225 224H223ZM46 218H49V220H46ZM96 218V217H95ZM98 218V217H97ZM116 218V219H115ZM125 218H127V217H125ZM129 218H127L128 220L127 221H129ZM138 218H141L140 216L138 217ZM141 218V219H142ZM145 218V217H144ZM146 218V219H147ZM154 218V219H155ZM2 219V218H1ZM145 219V220H146ZM187 219H188V217H187ZM187 219H186V221H187ZM189 219V220H190ZM201 219H203V218H201ZM203 219V220H204ZM95 220V224H97V220L96 219H94ZM100 220V221H101ZM125 220V219H124ZM123 220V222H126V221H124ZM130 220V221H131ZM143 220V219H142ZM144 220V221H145ZM148 220L150 221V218L149 219H147L146 221V227H147V225L149 226V224H147L148 223ZM156 220V219H155ZM177 220V221H176ZM196 220L197 219H195V221H194V219H193V221H191L192 223H190V221H189V223H190V231H191V229H193V227L191 228V224H193V226H196V225H194V224H197V223H193V222H196ZM90 221H92V220H90ZM97 221V222H96ZM99 221V222H100ZM118 221H120V219L118 220ZM117 221V223H119ZM129 221V222H130ZM131 221V222H132ZM151 221H152V219H151ZM154 221V220H153ZM168 221V220H167ZM179 221H180V219H179ZM185 221V220H184ZM185 221V222H186ZM198 221V220H197ZM5 222H6V219L5 218H3L1 221H0V233H1V231L2 230H4L3 229V227L5 226ZM92 222H94V221H92ZM130 222V225L133 223V225H134V221L131 223ZM138 222L140 223V222H142V221H140V219H139V221H138V219H137V222H136V224L137 225H135L136 227L135 228H137V229H139L140 228V225L142 224L143 225V223H141V224H138ZM156 222V221H155ZM206 222V223H207ZM116 223V222H115ZM149 223H151V222H149ZM154 223V222H153ZM153 223H152V225L151 226H153ZM187 223V225L189 224L188 223V221L186 222ZM185 223V224H186ZM199 223H201V222H199ZM205 223V224H206ZM89 224H91V222L89 223ZM88 224V225H89ZM122 224V223H121ZM125 223H123V225H124ZM144 224V225H145ZM131 226V227H134V226ZM138 225H139V227H138ZM170 225V226H169ZM187 225H186V227H187ZM198 225V224H197ZM202 225L203 224H201V227H202ZM209 224H207V226H208ZM91 226H94V225H92L91 224ZM91 226L90 227H88L89 229H91ZM119 227V229H117V228H115V227ZM199 226V225H198ZM204 226V225H203ZM210 226H209V228H210ZM215 226H214V229L215 230H217L216 228H215ZM185 227V228H186ZM189 227V226H188ZM187 227V228H188ZM200 226H199V228H200V230L198 229V231H199V233L198 232H196V233H198V234H194V235H198L197 237H199L200 235H202L203 237L204 236H207L206 235V230L208 229H206V227L204 226V227H202L201 228ZM80 228H81V230H80ZM123 228H124V226H123ZM125 228H126V226H125ZM134 228V229H135ZM142 228V227H141ZM181 228V229H180ZM92 229H93V227H92ZM95 229H93V232L95 231ZM127 230L129 229H131V228H129V227H127L126 228ZM133 229V228H132ZM131 229V231H132V233H133V230ZM143 229H149L148 227L147 228H145V226H143ZM189 229H187L188 231H189ZM195 229V228H194ZM197 229V228H196ZM213 229V228H212ZM79 230H80V232H79ZM123 230H125V229H123ZM136 230V229H135ZM139 230H142V229H139ZM151 230V229H150ZM155 230V229H154ZM153 230V227H152V231L154 232V233H163L164 231H154ZM182 230H184V229H182ZM186 229H185V231H187ZM85 231V236H83V234H82V232H84ZM117 231V232H116ZM118 231H119V233H118ZM146 231V230H145ZM149 231V230H148ZM147 231V232H148ZM151 231V232H152ZM197 231V230H196ZM208 231V230H207ZM210 231H211V229H210ZM90 232V231H89ZM124 232V231H123ZM128 232H130V231H128ZM139 232V231H138ZM137 232V233H138ZM143 232H144V230H143ZM183 233H181V238H179V239H182V240H184L185 241V239H187V238H185V236H184V234H186L184 231H182ZM195 232V231H194ZM91 233V232H90ZM89 233V234H90ZM101 233V234H100ZM107 233V234H106ZM116 233H118V236H117V234ZM125 233H126V230H125ZM125 233H123V234H125ZM136 233V232H135ZM135 233H133V235L132 236H135L136 234ZM142 233V232H141ZM141 233H138V235H140ZM145 233V232H144ZM143 233V234H144ZM154 233L152 234V235H147V237L149 238H147V239H144V240H148L147 242H150L149 240H151V238L153 237L154 239H155V244L154 245H156V243H157V246L160 244H158V242L159 241H161L160 240V237L162 238V236L163 237H165L166 235H160V237H159V235H158V238H157V234H156V237H154L155 235H154ZM188 233V232H187ZM189 233H191V232H189ZM188 233V234H189ZM193 233V232H192ZM212 233V232H211ZM215 233L216 232H214L213 231V234H210V235H215ZM88 234V233H87ZM88 234V235H89ZM142 234V236L144 237V235ZM187 234V235H188ZM122 235V234H121ZM154 235V236H153ZM170 235V234H169ZM174 235V234H173ZM194 235H192V240L191 241H193V239H194V237L196 238V236H194ZM208 235H209V231H208ZM209 235V236H210ZM219 234H217V235H215V236H218ZM90 236V235H89ZM88 236V237H89ZM95 236V237H94ZM117 236V237H116ZM141 236V235H140ZM141 236V237H142ZM145 236H146V234H145ZM152 236V237H151ZM168 236V235H167ZM171 236V235H170ZM170 236H168V238H171ZM194 236V237H193ZM209 236H207L208 238H209ZM99 237L101 238V239H99ZM122 237V236H121ZM141 237H139L140 239H141ZM142 237V238H143ZM187 237V236H186ZM188 237H189V235H188ZM201 237V236H200ZM203 237H201L202 238V240H203ZM211 237V236H210ZM213 237V236H212ZM212 237H211V239H212ZM218 237H220V236H218ZM111 238H112V240H111ZM134 238V237H133ZM144 238H146V237H144ZM168 238H165V239H168ZM175 238L176 237H174L173 239L175 240ZM190 238H188L187 240L189 241V239ZM205 238V237H204ZM221 238V237H220ZM220 238L218 239V240H220ZM88 239V238H87ZM153 239V240H154ZM173 239H170V241L172 240L173 242H174V240ZM206 239V240H205ZM204 240L205 241H207V240H209V242H207L208 243V245L206 244V246H203V245H201L200 244V242H199V244H198V242L196 241V242H191V241H189V242H191V243H186V241H185V243H186V247H185V244H182V240H179V241H181V245H182V247L180 248V246H179V248L181 249H179V251H176V252H173V250H174V248H173V244H175V243H173L172 241V244H171V247L170 248H172L171 249V252H173L172 253V255H173V257H172V255H171V258H172V260H169V261H171L172 263H170V264H184V262L186 263L187 261H184V262H182L183 261V258L182 257H185V256H187L189 253L191 254V253H193L194 255H195V257L196 258H194L193 257V259L195 260V263L194 264H210V260H211V258H209L210 257V253H211V251L213 250L212 248L213 247H215L214 245L212 246V244H213V242L215 241V239H217V237L215 238V239H212V241L213 242H210L211 241V239H207V238H205ZM25 240H29V249H24V247L21 245V243L23 242V241H25ZM119 241H120V237H119V239H118ZM139 239H137L136 240V238H135V241H138ZM163 240H164V238H163ZM177 240V239H176ZM176 240H175V242H176ZM195 240H197V238L195 239ZM194 240V241H195ZM118 241V242H119ZM125 241V242H124ZM132 241H134V239L132 240ZM179 241H177V242H179ZM201 241V240H200ZM204 241V242H205ZM93 242H92V245H90L91 247L93 246ZM100 242V241H99ZM142 243V241L140 240L139 241V243ZM177 242H176V244H177ZM218 242L216 241V244L218 245ZM96 243V242H95ZM94 243V244H95ZM109 243L110 244H112L113 246H116V247H114L115 248V251L114 250H112V249H114L113 247H109L108 248V245H109ZM145 243V242H144ZM144 243H143V245H142V247L144 246ZM152 243V242H151ZM150 243V244H151ZM169 242H167V244H168ZM184 243V242H183ZM229 243V244H228ZM235 243V242H234ZM91 244V243H90ZM121 244V243H120ZM136 244V243H135ZM137 244H138V242H137ZM136 244V245H137ZM149 244V243H148ZM153 244V243H152ZM162 245H163V247L164 246H166L165 244H166V241H165V243L164 242H162L161 243ZM175 244V245H176ZM232 244V243H231ZM88 245V246H87ZM96 245V244H95ZM98 245H99V243H98ZM111 245V246H112ZM139 245V244H138ZM138 245H137V247H138ZM151 246V247H148L147 245V248L145 249V248H142L143 249V251L142 252H144L143 254L145 255V258H147V256H148V258H147V262H146V264H153V260H154V257L153 256H151L152 254L151 253H153L154 251L156 252L157 251V249L158 248H160V246L161 245H159L157 248H155V249H153V247H155V246ZM183 245H184V247H183ZM216 245V246H217ZM141 246V245H140ZM150 246V245H149ZM168 246H169V244H168ZM131 247V246H130ZM134 247V246H133ZM133 247H132V250H133ZM162 246H161V250H164V249H169L168 247L167 248H163ZM175 247V246H174ZM127 248V249H126ZM134 248H136V246L134 247ZM218 248V249H219ZM227 248H228V246H227ZM227 248L225 249V250H227ZM109 249V250H108ZM131 249V248H130ZM139 249V248H138ZM145 249V250H144ZM111 250H112V253H111ZM154 250V251H153ZM160 250V251H161ZM166 250V251H167ZM215 250H216V248H215ZM76 251H78L77 253H75ZM91 251H92V248H91ZM105 251H106V253H107V255H109V256H107V257H105V255H104V253H105ZM153 251V252H152ZM159 251V250H158ZM159 251V252H160ZM165 251V252H166ZM221 251V250H220ZM136 252V251H135ZM140 252V254H141V250L139 251ZM162 252V251H161ZM168 253L170 252V250H168L167 251ZM166 252V255H168V257L170 256L169 254L171 253H167ZM218 252V251H217ZM224 252V251H223ZM221 253V252H220ZM95 254V253H94ZM97 254H95V255H97ZM135 254V253H134ZM149 254H150V256H149ZM163 255H164V253H162ZM219 254V253H218ZM225 254V253H224ZM89 255V256H90ZM103 255H104V257H103ZM147 255V256H146ZM156 255V254H155ZM158 255H161V254H159L158 253ZM162 255V256H163ZM217 255V254H216ZM216 255H215V257H214V255H213V263H215L216 262V260L218 261V259H219V257H218V259H215L214 260V258H216ZM226 256H227V253L225 254ZM128 256V257H127ZM135 256V255H134ZM143 256V255H142ZM92 257H93V254H92ZM139 257V256H138ZM153 257V258H152ZM166 257V256H165ZM165 257H163V258H161V260L162 259H164ZM192 257V256H191ZM140 258V257H139ZM156 256H155V260H156ZM167 258V257H166ZM165 258V259H166ZM225 258V257H224ZM223 258V259H224ZM158 259V258H157ZM159 259H160V256H159ZM158 259V260H159ZM168 259V258H167ZM166 259V260H167ZM170 259V258H169ZM184 259H187V257H185ZM188 259H189V257H188ZM192 259V260H193ZM210 259V260H209ZM157 260V261H158ZM189 260H191V259H189ZM191 260V261H192ZM96 261V262H97ZM190 261V262H191ZM215 261V262H214ZM124 262V263H123ZM166 262V261H165ZM168 262V261H167ZM166 262V263H167ZM189 261L187 262V264H189L190 263ZM194 262V261H193ZM159 263V262H158ZM158 263H156V264H158ZM169 263V262H168ZM155 264V263H154ZM161 264H163V262L161 263ZM191 264H193L192 262H191ZM212 264V263H211Z\"/></svg>",
    "mask_w": 264,
    "mask_h": 264
},
{
    "label": "crops",
    "instance_id": "crops-1",
    "mask_svg": "<svg viewBox=\"0 0 264 264\" xmlns=\"http://www.w3.org/2000/svg\"><path fill=\"white\" fill-rule=\"evenodd\" d=\"M121 2L123 3L119 7L140 10L139 18L146 26L145 33L161 34L159 39L155 36L154 41L160 42L161 55L165 61L176 65L182 71L191 69L193 72L204 74L213 71V68L220 63L208 59L207 56L215 57L218 52L212 53L206 49L207 43L217 42L219 44L220 37L225 38L232 32L236 24L235 18L239 20L247 18L249 12L259 5L257 0H162V10L158 14L159 22L152 26L146 24L145 20L154 6V0H121ZM171 11L173 12V26L167 23ZM197 26L201 28L197 33L201 42L200 55L198 60L194 61L191 47L193 30ZM241 32L248 35L242 29ZM259 37L260 31L258 30L256 41L250 43V51L242 50L236 53L237 55L243 54L245 63L247 56L255 53ZM242 42L246 43V40Z\"/></svg>",
    "mask_w": 264,
    "mask_h": 264
},
{
    "label": "water",
    "instance_id": "water-1",
    "mask_svg": "<svg viewBox=\"0 0 264 264\" xmlns=\"http://www.w3.org/2000/svg\"><path fill=\"white\" fill-rule=\"evenodd\" d=\"M161 10H162V0H154V6H153L152 10L150 11L149 15L146 17V20H145L146 24L152 25V26L158 24V13ZM245 19L254 25V28H253L252 33L250 35H246V34L241 32L242 22ZM167 23L169 26L174 25L173 12L172 11L169 13V20ZM235 23H236L235 27L232 29V32L227 37H225V38L220 37V39L222 41L227 40L228 44H226L224 49L221 50L214 57V59L216 61L220 62V60H221L224 62L223 66L217 65L216 68H218L220 71H224L226 73V75L228 76V79L223 84H218L214 80L210 81L217 90L225 88V87L230 85L232 77L234 76V74L229 67L233 63V61L238 60L241 63H244V61H245L242 57L235 58L232 52L234 50H237V49L241 50L242 47H244L245 49H248L247 51H250V43L255 42L256 38H257L258 27L256 26L257 22L255 20L249 19V18H243V19L239 20V18H235ZM200 29L201 28L199 26H197L193 30L194 33L192 36V47L191 48H192V58L194 61H197L198 57L200 55V43L201 42H200V39H199L198 34H197L200 31ZM239 39H241V41ZM242 40H246V43H243ZM226 55H227L226 59L222 60L223 57ZM243 71H244V69L242 68L241 70H239L236 73V75L241 76ZM183 76L185 78H187L185 75H183Z\"/></svg>",
    "mask_w": 264,
    "mask_h": 264
},
{
    "label": "flooded vegetation",
    "instance_id": "flooded-vegetation-1",
    "mask_svg": "<svg viewBox=\"0 0 264 264\" xmlns=\"http://www.w3.org/2000/svg\"><path fill=\"white\" fill-rule=\"evenodd\" d=\"M244 50H248V49H245V48H244ZM235 52H236V51L234 50L232 53H234V54H235Z\"/></svg>",
    "mask_w": 264,
    "mask_h": 264
}]
</instances>
